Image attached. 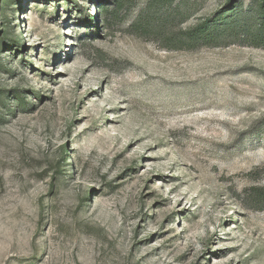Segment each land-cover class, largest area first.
<instances>
[{"label": "rangeland", "instance_id": "1", "mask_svg": "<svg viewBox=\"0 0 264 264\" xmlns=\"http://www.w3.org/2000/svg\"><path fill=\"white\" fill-rule=\"evenodd\" d=\"M263 5L0 0V264H264Z\"/></svg>", "mask_w": 264, "mask_h": 264}, {"label": "trees", "instance_id": "2", "mask_svg": "<svg viewBox=\"0 0 264 264\" xmlns=\"http://www.w3.org/2000/svg\"><path fill=\"white\" fill-rule=\"evenodd\" d=\"M262 7H264V5ZM140 24L141 23L135 22L136 26H140ZM157 27L155 22L150 21L148 25L146 24L143 26V29H145L143 31H154ZM151 28L155 29L148 30ZM222 31H225V28L213 25L210 20H201L190 28L183 29L179 33L168 34L160 39H162L163 47L167 49H193L201 45L217 44L216 40ZM255 37L261 38L258 34ZM17 100L19 101V106L23 105L24 98L21 94H18ZM257 198L264 200V188L257 189Z\"/></svg>", "mask_w": 264, "mask_h": 264}]
</instances>
